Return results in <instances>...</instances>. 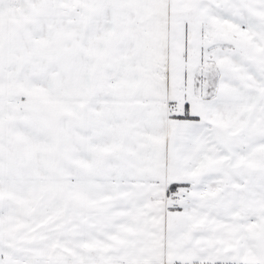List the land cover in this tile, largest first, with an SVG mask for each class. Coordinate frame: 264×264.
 Returning a JSON list of instances; mask_svg holds the SVG:
<instances>
[{
	"label": "snow or ice",
	"instance_id": "obj_1",
	"mask_svg": "<svg viewBox=\"0 0 264 264\" xmlns=\"http://www.w3.org/2000/svg\"><path fill=\"white\" fill-rule=\"evenodd\" d=\"M0 264H264V0H0Z\"/></svg>",
	"mask_w": 264,
	"mask_h": 264
}]
</instances>
